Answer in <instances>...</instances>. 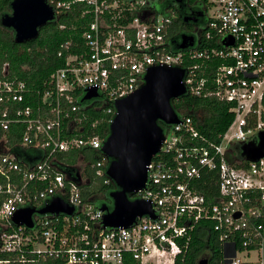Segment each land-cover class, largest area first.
I'll use <instances>...</instances> for the list:
<instances>
[{"label": "built area", "instance_id": "built-area-1", "mask_svg": "<svg viewBox=\"0 0 264 264\" xmlns=\"http://www.w3.org/2000/svg\"><path fill=\"white\" fill-rule=\"evenodd\" d=\"M46 1L55 20L79 7L84 31L80 42L61 44L64 65L37 90L0 64V253L13 254L0 263L123 264L130 256L140 264H176L180 240L187 245L196 225L209 220L225 258L243 264L239 255L261 249L264 232V157L248 161L236 151L264 132V0H197L206 1L204 33L177 52L168 46L176 10L157 11L158 0ZM164 64L185 68L187 93L227 102L233 120L220 141L189 115L163 125L165 140L148 166L147 185L131 197L150 201L156 217L104 227L100 206L83 196L84 168L66 174L57 155L101 151L106 138L91 134L98 121L88 125L83 108L102 106L111 122L115 101L141 87L151 66ZM92 89L98 96L83 101ZM25 148L41 156L26 162L18 156ZM108 162L102 153L89 164L104 176ZM211 173L218 177L206 178ZM208 179L218 189L214 202L199 187ZM56 197L73 213H35L33 227L14 223L21 208L40 209Z\"/></svg>", "mask_w": 264, "mask_h": 264}, {"label": "water", "instance_id": "water-1", "mask_svg": "<svg viewBox=\"0 0 264 264\" xmlns=\"http://www.w3.org/2000/svg\"><path fill=\"white\" fill-rule=\"evenodd\" d=\"M55 11L46 0H13L11 12L3 15L1 25L10 28L17 43L39 36L40 29L55 20ZM194 36L183 34L178 48L193 46ZM185 68L169 64L151 66L144 83L133 93L115 101L116 113L110 123V133L104 140L101 152L107 157L106 175L116 184L109 192L111 206L101 203L104 212L102 224L108 228L129 227L139 217H156L152 203L145 199H131L143 190L148 182V166L160 152L165 140L163 125L178 124L180 114L172 101L187 94L184 83ZM98 96L96 89L89 90L83 101ZM240 156L248 161L264 157V132L258 140L240 146ZM61 198H54L43 208L25 207L13 216L17 225L33 227L35 213H73ZM237 213L236 216H239ZM207 256L201 260L207 261Z\"/></svg>", "mask_w": 264, "mask_h": 264}, {"label": "trees", "instance_id": "trees-1", "mask_svg": "<svg viewBox=\"0 0 264 264\" xmlns=\"http://www.w3.org/2000/svg\"><path fill=\"white\" fill-rule=\"evenodd\" d=\"M13 0H0V64H8L11 77L25 81L34 90L42 88L49 81L53 72L62 67L65 59L59 56L61 44L66 41H81L84 29L80 27L83 21L79 7L68 12H62L57 20L49 22L40 29L39 36L24 43H17L12 29L1 25L3 15L11 12V2ZM165 8L174 7L177 18L174 20L168 35L169 51H181L178 48L181 36L187 34L194 36L195 31H199L202 36L204 29L198 30L195 24L206 17L205 4L197 0H158ZM155 5V3H154ZM157 9V6L155 5ZM157 11H159L157 9ZM198 20L193 21V20ZM192 20V21H191ZM196 22V23H195ZM65 25V27H61ZM198 36V37H199ZM203 43V39H202ZM193 60L192 63H195ZM174 108L179 114L189 115L197 122L199 129L208 135L212 140L220 141V134H224L233 120L230 112V105L217 97L195 96L191 93L179 97L172 101ZM102 106L84 107L83 110L89 113L88 125L94 120L98 123L95 128H91V134H98L102 138H107L110 133V116L106 115ZM239 153V147H236ZM60 163V170L66 174L73 175L74 170L83 169L88 176L86 184L82 185V193L85 199L98 201L102 199L111 206L112 200L109 192L116 189V184L110 179L105 182L107 175L97 176L95 168L89 163H94L102 157L98 149L84 147L57 155ZM233 160V157H229ZM218 175L211 173L206 176ZM200 183V189L205 193L208 200L214 202L218 193L215 185H211L209 179ZM102 202V203H103ZM98 205V204H97ZM264 226V218L259 220ZM183 251L178 255L176 264H226L229 260L225 258L224 247L219 240L218 234L213 229L212 221H201L191 234V239L187 245L185 241ZM238 244V243H237ZM240 246V244H238ZM262 246V245H261ZM260 245L251 244L249 249L260 248ZM207 256V261L201 260ZM13 254L0 253V259H11ZM16 264V263H15ZM57 264V263H53ZM123 264H140L132 257L127 256Z\"/></svg>", "mask_w": 264, "mask_h": 264}, {"label": "rangeland", "instance_id": "rangeland-1", "mask_svg": "<svg viewBox=\"0 0 264 264\" xmlns=\"http://www.w3.org/2000/svg\"><path fill=\"white\" fill-rule=\"evenodd\" d=\"M155 5L157 6V9L159 12H165L167 8H163L164 6L159 2L155 1ZM207 15L205 18L201 19L200 22L196 23L195 26L198 28V30H202L205 28L206 23H207ZM196 38L199 36V31H195ZM102 199H98V201L95 203L100 205L102 203ZM262 248L259 250H252L250 254L247 253H241L239 257L243 260V264H264V232H263V239H262ZM153 261V260H151ZM2 264V263H0ZM226 264H231V263H226Z\"/></svg>", "mask_w": 264, "mask_h": 264}, {"label": "crops", "instance_id": "crops-1", "mask_svg": "<svg viewBox=\"0 0 264 264\" xmlns=\"http://www.w3.org/2000/svg\"><path fill=\"white\" fill-rule=\"evenodd\" d=\"M18 152H20L19 154H21L18 156L26 162L34 161L41 156L38 154L39 151L33 148L19 149Z\"/></svg>", "mask_w": 264, "mask_h": 264}, {"label": "flooded vegetation", "instance_id": "flooded-vegetation-1", "mask_svg": "<svg viewBox=\"0 0 264 264\" xmlns=\"http://www.w3.org/2000/svg\"><path fill=\"white\" fill-rule=\"evenodd\" d=\"M191 21H192V20H191ZM193 21H196V22H197L198 20L196 19V20H193ZM196 22H195V23H196Z\"/></svg>", "mask_w": 264, "mask_h": 264}]
</instances>
